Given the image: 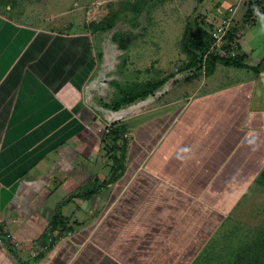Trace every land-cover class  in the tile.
Returning <instances> with one entry per match:
<instances>
[{
	"label": "crops",
	"instance_id": "1",
	"mask_svg": "<svg viewBox=\"0 0 264 264\" xmlns=\"http://www.w3.org/2000/svg\"><path fill=\"white\" fill-rule=\"evenodd\" d=\"M238 16L243 68L217 64L194 91L170 101L173 82L146 112L138 100L114 117L89 101V34L0 16V228L20 244H0V264H193L251 191L264 194V0ZM113 123L126 134L115 159ZM57 213L72 230L36 258Z\"/></svg>",
	"mask_w": 264,
	"mask_h": 264
},
{
	"label": "rangeland",
	"instance_id": "2",
	"mask_svg": "<svg viewBox=\"0 0 264 264\" xmlns=\"http://www.w3.org/2000/svg\"><path fill=\"white\" fill-rule=\"evenodd\" d=\"M231 1L233 3V0H219L225 4ZM240 2L244 4L245 0L234 5ZM213 8L214 3L210 4L209 0H0V16L13 23L63 35L89 34L92 37L98 68L90 82L95 85L94 91H100H92L93 99L89 101L97 107L94 111H99L100 116L113 117L110 106L113 99L124 89L135 92L138 84L165 81L159 90L162 93L168 91L173 82H179L168 96L170 101L196 89L201 79H185L194 73L185 69L191 58L183 47L184 33L194 13L200 16L201 26L207 31V10ZM104 98L110 100L108 104L102 103ZM144 100H141V108L136 107L140 113L146 112ZM132 105L128 107L132 109ZM127 110L116 117L133 114L134 109ZM108 125L103 142L111 126ZM112 143L110 139L105 142L109 146ZM85 204L88 206L84 209L89 213V201ZM227 223L194 264H248L259 255V247L264 245L263 192L251 191ZM261 256L264 264V255Z\"/></svg>",
	"mask_w": 264,
	"mask_h": 264
},
{
	"label": "trees",
	"instance_id": "3",
	"mask_svg": "<svg viewBox=\"0 0 264 264\" xmlns=\"http://www.w3.org/2000/svg\"><path fill=\"white\" fill-rule=\"evenodd\" d=\"M191 18H192L191 21L188 22L187 27L185 29L184 40H183V47L191 58L190 64L185 69L193 70L192 72L194 73L192 74V76L187 78L188 80H192L196 78L198 75H201L202 72H205V76H211L217 64H224L226 66H233L237 68L244 67L243 64L244 56L239 55L235 59H224L215 56L214 53L208 55V52L210 51L213 45V41L209 36L208 32L201 26L203 22H201L202 19L200 18V16L199 15L197 16L196 13H194V17ZM164 83L165 81L158 83H147L146 85L143 86L138 84L136 86L137 88H135L136 89L135 92L133 90L128 91L129 89H124L119 92L117 98L113 99L110 106L114 111H119L124 106L133 104L138 100H143L149 97L150 95L154 94V92L159 90L164 85ZM108 130L109 132L108 134H106L104 138V149L107 150L106 152L109 155L111 154L110 157L115 159L116 152L119 150V146L117 143L120 140H126L125 138L126 134L124 133L125 128L123 125H118L113 123L108 128ZM107 139L113 141L111 146L105 144V142H107ZM227 224L228 223H226L222 227V229L225 228ZM71 228L72 227L68 226V223L64 221V218L59 213H57L51 220L48 229L44 233L42 246H41L42 250L38 253L39 256H37L36 258L43 256L45 253H47L54 246V244L62 238L63 235H65L70 230H72ZM3 232L4 229L0 228V238H2L5 241V243L8 244L10 250H14L9 242V239H6L7 234L5 235ZM217 236L212 241H216L215 239L217 238ZM255 246L258 245H254V247ZM255 249L258 250V248ZM203 252L201 253V255L203 254ZM258 253L259 255L253 257L247 263L263 264V259L261 258L262 257L261 255H264V245L259 247ZM200 256L198 257V259L200 258Z\"/></svg>",
	"mask_w": 264,
	"mask_h": 264
},
{
	"label": "built area",
	"instance_id": "4",
	"mask_svg": "<svg viewBox=\"0 0 264 264\" xmlns=\"http://www.w3.org/2000/svg\"><path fill=\"white\" fill-rule=\"evenodd\" d=\"M209 2L212 5L214 3V8L207 10L209 19V23H207L209 29L207 31L213 41L208 55L214 53L215 56L224 59H235L241 55L242 28L246 27V23H241L238 16L242 4L229 5L219 2V0H209ZM250 14L249 21H254L258 16L253 9ZM107 132H109L108 129ZM6 239H9L10 244L13 246H20L18 242L11 240L10 235H7ZM0 244H6L2 238H0ZM41 250L42 248L38 247L35 250L36 255Z\"/></svg>",
	"mask_w": 264,
	"mask_h": 264
}]
</instances>
